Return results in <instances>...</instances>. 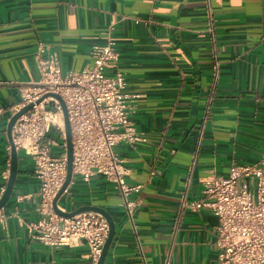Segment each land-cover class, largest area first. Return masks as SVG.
<instances>
[{"label": "crops", "instance_id": "0c3cea01", "mask_svg": "<svg viewBox=\"0 0 264 264\" xmlns=\"http://www.w3.org/2000/svg\"><path fill=\"white\" fill-rule=\"evenodd\" d=\"M109 28L118 60L107 74L121 72L126 91L138 95L128 105L145 138L114 146L128 182L141 185L136 208L130 220L102 175H72L57 204L111 214L115 235L104 264H215L216 217L181 211L180 202L183 193L197 199L207 175L227 176L232 164L264 156V0H0V189L12 107L39 78L37 43L55 53L63 72L79 70ZM17 152L0 264H86L85 242L49 246L30 236L25 224L41 216L39 181L33 159Z\"/></svg>", "mask_w": 264, "mask_h": 264}, {"label": "built area", "instance_id": "2783aa9c", "mask_svg": "<svg viewBox=\"0 0 264 264\" xmlns=\"http://www.w3.org/2000/svg\"><path fill=\"white\" fill-rule=\"evenodd\" d=\"M112 28L92 44L91 62L79 70L63 72L54 52L43 42L35 49L37 81L21 92V101L11 116L25 105L32 107L17 118L12 139L17 150L30 156L39 181L40 218L25 224L30 236L49 246H88L86 264H97L108 235V222L95 212L63 217L54 212L52 201L66 176V155H53L56 146L66 148L63 111L53 96L64 101L71 130L72 175L88 181L102 175L122 197L130 220L136 208L133 195L140 184L129 183L128 170L114 151L117 143L131 145L145 138L137 132L128 102L138 97L126 91L123 74H107L118 60ZM209 31L212 32L211 25ZM217 68V63H215ZM216 76V75H215ZM2 110L0 109V115ZM54 131L56 137L49 136ZM10 151V145L7 146ZM9 166L2 172L3 193ZM200 196L187 201L183 193L180 210H207L217 219L215 226V264L264 263V156L253 164H232L227 176L209 174L201 180ZM66 191V190H65ZM3 209V208H2ZM0 209V224L7 227V216Z\"/></svg>", "mask_w": 264, "mask_h": 264}, {"label": "water", "instance_id": "95a60500", "mask_svg": "<svg viewBox=\"0 0 264 264\" xmlns=\"http://www.w3.org/2000/svg\"><path fill=\"white\" fill-rule=\"evenodd\" d=\"M48 96H53L54 98H56L62 107L64 128H65V143H66L65 155H66V164H67L66 176H65L64 182H63L61 188L59 189L58 193L56 194V196L54 197V199L52 201V208H53L55 213H57L58 215L63 216V217H71V216H74V215H77V214H80L83 212H95V213L102 215L107 220V222H108V235H107V238L103 244L102 251H101L98 263H97V264H104L108 250L112 244V241H113V238L115 235V223L113 221L111 214L108 211H106L105 209H103L101 207L93 206V205H83V206L76 208L73 211H63L59 208V206L57 204L58 199L62 196V194L65 192V190H67V188L71 182V179H72L71 130H70V124H69L67 110H66L64 101L62 100V98L58 94L47 93L43 97L38 99L36 102H39L42 98L48 97ZM32 105H33L32 103H29V104L25 105L24 107H22L19 111H17L15 114H13L7 122L6 134H7V138H8L9 145H10V160H9L10 166H9V177L7 179V182H6L5 189L0 196V209H2L7 204V202L9 201V199L11 197L13 187L15 184L16 175H17V169H18V152H17V149H16L14 142H13V139H12V128H13V125L15 124L17 118L20 117L22 114H24L26 111H28L32 107Z\"/></svg>", "mask_w": 264, "mask_h": 264}]
</instances>
